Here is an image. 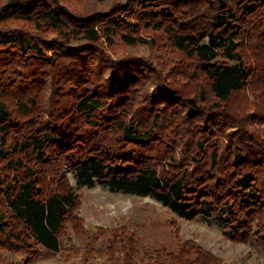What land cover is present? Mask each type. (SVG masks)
<instances>
[{
	"label": "trees",
	"instance_id": "trees-1",
	"mask_svg": "<svg viewBox=\"0 0 264 264\" xmlns=\"http://www.w3.org/2000/svg\"><path fill=\"white\" fill-rule=\"evenodd\" d=\"M159 35L182 55L168 72L187 92L149 60L104 51ZM249 92L251 112L233 105ZM65 169L76 187L149 196L264 252V0H127L89 15L58 0L0 7V249L24 255L0 264L60 250L79 203ZM138 246L132 235L105 245L113 264H225L189 241L148 256Z\"/></svg>",
	"mask_w": 264,
	"mask_h": 264
},
{
	"label": "rangeland",
	"instance_id": "rangeland-1",
	"mask_svg": "<svg viewBox=\"0 0 264 264\" xmlns=\"http://www.w3.org/2000/svg\"><path fill=\"white\" fill-rule=\"evenodd\" d=\"M11 0H0V7ZM71 12L89 15L108 11L117 4L127 0H58ZM11 27L24 26L20 22L8 21ZM33 31V30H32ZM34 33H40L34 30ZM42 37L52 39L57 37L54 32L44 31ZM152 43L143 41L135 45L115 43L104 45L105 53L116 61L127 57L149 60L162 69V75L171 80V85L184 88L187 92L189 84L185 77L168 72V68L180 61L182 55L164 46L162 37ZM146 39H149L146 37ZM72 41L71 46L81 44ZM160 63V64H159ZM152 87H150L151 90ZM255 94H240L233 101L247 106L251 112ZM67 182L79 196V203L72 211L71 217L64 223L60 236V250L49 252L42 250L41 255L31 264H113L109 250L105 245L117 235H132L138 242L141 252L153 255L155 250L165 249L176 251L184 241L196 243L201 248L211 252L225 264H264V252L252 242L229 240L212 220L195 218L187 220L173 214L149 196H138L122 192H111L104 185L95 182L92 187H76L72 173L65 169ZM0 254L10 262L20 263L24 255L19 252L0 249ZM121 257L123 253L114 252ZM133 257V256H132Z\"/></svg>",
	"mask_w": 264,
	"mask_h": 264
}]
</instances>
